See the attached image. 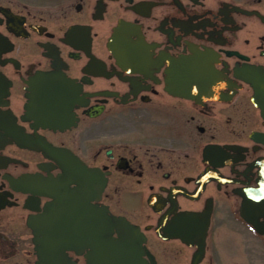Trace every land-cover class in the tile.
Returning <instances> with one entry per match:
<instances>
[{
	"label": "flooded vegetation",
	"instance_id": "af4514ba",
	"mask_svg": "<svg viewBox=\"0 0 264 264\" xmlns=\"http://www.w3.org/2000/svg\"><path fill=\"white\" fill-rule=\"evenodd\" d=\"M88 262L264 264V0H0V264Z\"/></svg>",
	"mask_w": 264,
	"mask_h": 264
},
{
	"label": "water",
	"instance_id": "95a60500",
	"mask_svg": "<svg viewBox=\"0 0 264 264\" xmlns=\"http://www.w3.org/2000/svg\"><path fill=\"white\" fill-rule=\"evenodd\" d=\"M81 186H82V184H78L77 185V190H74V189L67 188V185H65L64 189L61 192H63L66 195H65V197L62 200L70 202L69 204H72L73 205L72 207H77L79 202H80V200L74 199L73 194L77 193V192H81ZM91 187H92V185L90 186V190L92 192V188ZM90 190L88 189L87 192H89ZM88 264H92V263L88 262Z\"/></svg>",
	"mask_w": 264,
	"mask_h": 264
}]
</instances>
